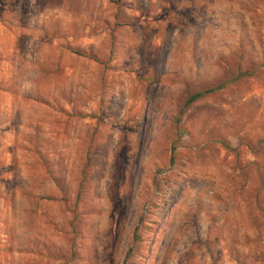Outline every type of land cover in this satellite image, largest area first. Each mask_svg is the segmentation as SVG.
Instances as JSON below:
<instances>
[{"label": "rangeland", "instance_id": "rangeland-1", "mask_svg": "<svg viewBox=\"0 0 264 264\" xmlns=\"http://www.w3.org/2000/svg\"><path fill=\"white\" fill-rule=\"evenodd\" d=\"M0 264H264V0H0Z\"/></svg>", "mask_w": 264, "mask_h": 264}, {"label": "trees", "instance_id": "trees-1", "mask_svg": "<svg viewBox=\"0 0 264 264\" xmlns=\"http://www.w3.org/2000/svg\"><path fill=\"white\" fill-rule=\"evenodd\" d=\"M74 53L79 54L78 52H74ZM200 95H201V93H196V94L191 95V96L189 97V99H188V102L193 101L194 99H196V98L199 97Z\"/></svg>", "mask_w": 264, "mask_h": 264}]
</instances>
